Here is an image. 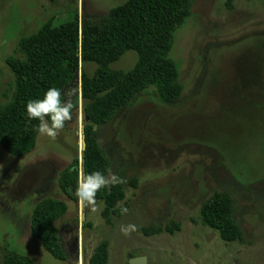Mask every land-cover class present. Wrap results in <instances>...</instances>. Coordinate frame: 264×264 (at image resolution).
<instances>
[{
    "label": "rangeland",
    "instance_id": "1",
    "mask_svg": "<svg viewBox=\"0 0 264 264\" xmlns=\"http://www.w3.org/2000/svg\"><path fill=\"white\" fill-rule=\"evenodd\" d=\"M125 1L0 0V103L12 94L5 60L20 57V38L50 20L60 25L77 17L80 25L82 18L104 17ZM172 43L180 99L162 104L149 87L95 131L110 161L106 177L125 181L119 207L127 214L105 223L101 201L93 213L58 186L76 158L77 185L82 181L79 81L73 120L54 140L39 133L35 149L21 157L0 147V264L9 251L33 264H85L101 241L108 242L106 264L138 256L147 264H264V0H234L230 9L225 0H194ZM136 59L127 51L109 68L128 70ZM95 68L85 66L87 74ZM216 191L232 199L239 242L225 243L201 224L200 207ZM47 198L67 206L56 222L64 262L31 234V212ZM127 224L137 230L123 234Z\"/></svg>",
    "mask_w": 264,
    "mask_h": 264
},
{
    "label": "trees",
    "instance_id": "2",
    "mask_svg": "<svg viewBox=\"0 0 264 264\" xmlns=\"http://www.w3.org/2000/svg\"><path fill=\"white\" fill-rule=\"evenodd\" d=\"M234 0H225L230 9ZM194 0H126L110 9L106 16L94 20L78 18L56 25L48 21L35 33L19 39L20 57H8L7 67L14 77L12 94L0 103V147L9 155L21 157L35 149L38 121L29 120L25 112L28 100L43 98L50 88L71 89L77 95L79 81L82 99L85 148L82 152L85 176L99 171L107 176L110 161L100 148L93 127L99 128L112 120L147 88L152 87L162 104L177 102L183 92L174 62L168 57L174 34L190 15ZM95 28V35L88 29ZM127 51L136 53L131 69L113 70L109 66ZM81 68L79 69V65ZM96 68L87 74L85 66ZM80 70L79 80L77 74ZM77 158L58 177V186L72 200L78 187ZM125 198L123 184L102 188L96 200L103 203L101 213L105 223L120 217L119 203ZM64 202L47 198L31 212L30 230L53 259H67L59 240L56 222L64 216ZM234 208L227 193L214 192L202 203L201 224L217 232L225 243L239 242L242 232L233 216ZM90 226L83 224V227ZM85 255V254H84ZM108 242L101 241L85 264H106ZM86 260V261H85ZM1 264H33L27 256L15 251L4 254Z\"/></svg>",
    "mask_w": 264,
    "mask_h": 264
},
{
    "label": "clouds",
    "instance_id": "3",
    "mask_svg": "<svg viewBox=\"0 0 264 264\" xmlns=\"http://www.w3.org/2000/svg\"><path fill=\"white\" fill-rule=\"evenodd\" d=\"M73 90L68 89L61 92L56 87H50L44 94L43 98L30 99L25 105V112L29 120L38 121L37 131L46 135L53 140L64 129L67 122L73 120L74 103L72 96ZM125 181L122 177L112 173L106 177L103 173L96 171L84 176L79 183L75 195L89 210L97 212L98 204L96 195L102 188L112 185L123 184ZM128 209L121 207V214H127ZM137 230L135 224L122 225L120 231L127 235Z\"/></svg>",
    "mask_w": 264,
    "mask_h": 264
},
{
    "label": "water",
    "instance_id": "4",
    "mask_svg": "<svg viewBox=\"0 0 264 264\" xmlns=\"http://www.w3.org/2000/svg\"><path fill=\"white\" fill-rule=\"evenodd\" d=\"M96 33V29L95 28H90L88 29V34L89 35H95ZM97 130V126H94L93 127V131H96ZM84 148H85V141H84V136H82V143H81V153L84 151ZM83 157H81V164L83 163ZM80 172H81V178L83 179L85 174H84V169L83 167L81 166V169H80ZM71 195H73V192L71 191ZM75 201H76V204L77 206L79 205V200L77 198V196L75 195ZM84 204L82 203V206ZM84 207V206H83ZM84 209V208H83ZM82 219H84V214H82ZM146 257L144 256H138V257H132L128 260V264H147V259H145Z\"/></svg>",
    "mask_w": 264,
    "mask_h": 264
},
{
    "label": "bare ground",
    "instance_id": "5",
    "mask_svg": "<svg viewBox=\"0 0 264 264\" xmlns=\"http://www.w3.org/2000/svg\"><path fill=\"white\" fill-rule=\"evenodd\" d=\"M82 142V141H81ZM80 205H81V201H79V207H80Z\"/></svg>",
    "mask_w": 264,
    "mask_h": 264
}]
</instances>
